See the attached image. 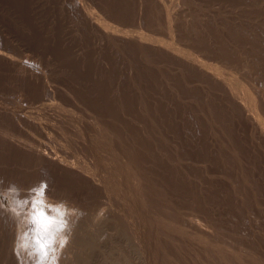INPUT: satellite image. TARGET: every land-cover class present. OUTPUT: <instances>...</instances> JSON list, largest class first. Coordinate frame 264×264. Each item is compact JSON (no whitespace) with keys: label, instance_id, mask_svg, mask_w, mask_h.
<instances>
[{"label":"rangeland","instance_id":"1","mask_svg":"<svg viewBox=\"0 0 264 264\" xmlns=\"http://www.w3.org/2000/svg\"><path fill=\"white\" fill-rule=\"evenodd\" d=\"M0 112V190L47 178L75 210L62 264H143L140 214L159 264H264V0H0ZM19 227L0 214V264Z\"/></svg>","mask_w":264,"mask_h":264},{"label":"clouds","instance_id":"2","mask_svg":"<svg viewBox=\"0 0 264 264\" xmlns=\"http://www.w3.org/2000/svg\"><path fill=\"white\" fill-rule=\"evenodd\" d=\"M42 175L47 176L46 170ZM48 185L49 181L43 179L24 190L9 182L0 190V207L17 220L21 229L17 249L25 254L24 264H59L60 251L69 238L75 210L64 201L51 200Z\"/></svg>","mask_w":264,"mask_h":264},{"label":"bare ground","instance_id":"3","mask_svg":"<svg viewBox=\"0 0 264 264\" xmlns=\"http://www.w3.org/2000/svg\"><path fill=\"white\" fill-rule=\"evenodd\" d=\"M203 20H204V19H203ZM196 35H197V33H196ZM179 50H180V49H179ZM178 52H179V51H178ZM180 53H182V52L180 51ZM178 54H179V53H178ZM182 54H183V53H182ZM182 54H180V57L182 56ZM187 55H189V53H187ZM187 55H186V56H187ZM191 55H194V54H191ZM254 55H255V54H254ZM195 56H196V55H195ZM195 56H194V57H195ZM183 57H184V56H183ZM183 57H181V59H182ZM188 59H189V64L191 63V61L194 63L193 60L190 61V58H187L186 60H188ZM192 59H193V57H192ZM195 59H196V57H195ZM197 59H198V58H197ZM182 60H183V59H182ZM184 60H185V58H184ZM195 61H196V60H195ZM199 61H200V60H199ZM201 64H202V63H201ZM190 65H191V64H190ZM193 65H195V64H192L191 67H192ZM205 65L207 66L208 64H205ZM209 65H211V64H209ZM202 66H203V65H202ZM193 67H195V69L197 68L196 66H193ZM200 67H201V65H200ZM201 68H203V67H201ZM207 68H208V67H207ZM212 68H214V67L212 66ZM192 69H194V68H192ZM204 69H205V68H204ZM208 69H210V68H208ZM215 69H216V71H217V68H216V67H215ZM215 69H214V70H215ZM197 70H198V68H197ZM205 70H206V69H205ZM214 70H213V73L215 74ZM195 71H196V70H195ZM198 71L200 72L201 70H198ZM203 71H204V70H203ZM203 71H202V72H203ZM206 71H208V70H206ZM208 72H209V71H208ZM217 72H219V71H217ZM210 73H211V70H210ZM210 73L205 72V73H203V74H209V75H210ZM220 73H221V72H220ZM217 76H218V78H219L220 75L218 74ZM212 77H213V76H212ZM221 77H222V76H221ZM221 77H220V78H221ZM218 78H217V79H218ZM223 78H224V76H223ZM221 80H222V79H221ZM224 80H225V79H224ZM225 81H226V80H225ZM237 87H238V86H237ZM237 87H236V88H237ZM243 87H244V86H243ZM239 88H240V87H239ZM239 88H237V89H233V90L238 91ZM244 89H245V87H244ZM233 90H231V91H233ZM240 90H241V89H240ZM250 90H251V89H250ZM231 91H230L229 93H231V94L234 93V94H233L232 96H231V94H230V96H231L232 100H235L236 98H234V97H236V96H234V95H235L236 92H231ZM241 91H242V90H241ZM238 92H239V91H238ZM242 92H243V91H242ZM244 92H245V91H244ZM229 93H228V94H229ZM250 93H251V92H250ZM244 94H245V93H244ZM244 94H243V95H244ZM233 96H234V97H233ZM240 96H241V94H240ZM242 97H243V96H242ZM242 97H241V99H242ZM246 97H247V96H245L244 98L246 99ZM248 97H249V96H248ZM233 98H234V99H233ZM238 98H239V97H238V94H237V99L235 100L234 103H236V101H238V102L240 101L241 104H242V103H243V105L246 104V103L244 104V102H243V101H246V100H243V99H242V102H241V100H240V99L238 100ZM248 99L250 100V98H248ZM256 99H257V98H256ZM230 100H231V99H230ZM257 101H258V100H257ZM238 102H237V104L239 105ZM249 102H250V104L247 103L248 105H251V106L255 105V103L252 104L251 101H249ZM241 104H240V105H241ZM247 104H246L245 106H247ZM238 105H237V106H238ZM240 105H239V106H240ZM260 105H261V104H260ZM245 106H242V105H241V107H244V108H245ZM247 107H248V106H247ZM252 108H254V107H251V109H252ZM257 108H258V107H257ZM248 109H249V108H248ZM254 109H255V108H254ZM244 110H245V109H243V111H244ZM249 110H250V109H249ZM251 111L254 112V110H251ZM251 111L246 110L245 112L251 113ZM260 111H261V110H260ZM260 111H259V112H260ZM245 112H244V113H245ZM255 112H256V110H255ZM255 112H254V115H255ZM259 112H257V114H259ZM0 113H1V112H0ZM8 113H9V112H8ZM1 114H2V113H1ZM246 114H247V113H246ZM247 115H248V114H247ZM252 115H253V114H252ZM252 115L250 114L249 116H252ZM259 115H260V114H259ZM259 115H258V116L255 115V116H257V119L260 118ZM6 117H7V116H6ZM252 117H253V116H252ZM258 117H259V118H258ZM93 119H94V118H93ZM252 119H255V118H252ZM260 119L262 120V118H260ZM254 121H255V120H254ZM259 121H260V120H259ZM255 122H256V121H255ZM257 122H258V121H257ZM257 122H256V123H257ZM260 122H261V121H260ZM260 122H259V123H260ZM261 123H262V122H261ZM262 124H263V123H262ZM262 124H261V125H262ZM100 125H101V124H100ZM100 125H99V129H100ZM102 126H103V125H102ZM262 126L264 127V124H263ZM260 128H261V126H260ZM103 129H104V128H103ZM262 129H264V128H262ZM99 131H100V130H99ZM101 131H102V130H101ZM121 131H122V130H121ZM261 131H263V130H261ZM112 132H113V131H112ZM145 133H146V132H145ZM153 133H154V132H153ZM153 133H152V134H153ZM141 134H142V133H141ZM147 134H148V133H147ZM116 135H117V134H116ZM134 135H136V134H134ZM144 135H145V134H143V136H144ZM154 135H155V134H154ZM154 135H153V136H154ZM156 135H157V134H156ZM89 136H90V135H89ZM94 136H95V135H94ZM120 137H121V136H120ZM120 137H119V138H120ZM123 137H124V136H123ZM155 137H156V136H155ZM157 137H158V136H157ZM106 138H107V137H106ZM108 138H109V137H108ZM149 138H150V134H149ZM85 139H86V138H85ZM92 140H93V139H92ZM94 140H95V139H94ZM101 140H102V138H101ZM111 140H112V139H111ZM87 141H88V140H87ZM90 141H91V140H90ZM105 141H106V140H105ZM149 141H150V140H149ZM95 142H96V141H95ZM99 142H100V141H99ZM109 142H110V140H109ZM113 142H114V141H113ZM113 142H112V143H113ZM110 143H111V142H110ZM14 145H15V144H14ZM101 145H102V144H101ZM224 145H225V144H224ZM31 146H32V145H31ZM36 146H37V145H36ZM116 146H117V145H116ZM123 146H124V145H123ZM123 146H122V147H123ZM33 147H34V146H33ZM94 147H95V146H94ZM124 147H125V146H124ZM34 148H35V147H34ZM98 148H99V147H98ZM112 148L114 149L113 146H112ZM20 149H21V148H20ZM26 149H27V147H26ZM35 149H36V148H35ZM35 149H31V150L28 149L27 153L30 152V153L35 157V159H36V158L39 159V160H40V159H43L44 161L49 162V159H47V157H45L43 154L39 153L38 150H35ZM37 149H39V148H37ZM124 150H125V149H124ZM126 150H128V149H126ZM137 150H138V149H137ZM118 151H119V150H118ZM121 151H122V150H121ZM43 152H46V151H43ZM43 152H42V153H43ZM130 152H131V151H130ZM46 153H47V152H46ZM48 153L51 154V152H48ZM126 153L128 154L129 151L126 152ZM132 153H133V152H132ZM122 154H123V153H122ZM124 154H125V153H124ZM129 154H130V153H129ZM129 154H128V156H129ZM46 155H48V154H46ZM51 155L53 156L54 154H51ZM119 155H120V154H119ZM29 156H31V155L29 154ZM130 156H131V155H130ZM132 156H133V155H132ZM134 156H135V155H134ZM134 156H133V158H134ZM31 157H32V156H31ZM48 157H50V156H48ZM122 157H123V155H122ZM124 157H125V156H124ZM29 158H30V157H29ZM65 158H66V157H65ZM129 158H132V157H129ZM133 158H132V159H133ZM139 158H140V157H139ZM52 159H53V158H52ZM59 159H60V158H59ZM61 159H62V158H61ZM120 159H121V158H120ZM140 159H141V158H140ZM122 160H125V159H122ZM143 160H144V159H143ZM143 160H142V162H143ZM55 161H56V160H55ZM63 161H64V160H63ZM63 161H62V162H63ZM50 162H51V161H50ZM52 162H53V161H52ZM70 162H71V161H70ZM128 162H129V159H128ZM130 162H131V161H130ZM132 162H135V160L132 161ZM132 162H131V164H132ZM144 162H145V160H144ZM50 164H52V163H50ZM136 164H137V163H136ZM140 164H141V163H140ZM143 164H145V163H143ZM46 165H47V164H46ZM52 165H53V164H52ZM54 165H55V164H54ZM62 165H63V164H62ZM72 165H73V164H72ZM134 165H135V164H134ZM66 166H67V165H66ZM126 166H127V165H126ZM136 166H137V165H136ZM141 166H143V165H141ZM51 167H52V166H51ZM56 167H57V166H56ZM67 167H68V166H67ZM119 167H120V166H119ZM119 167H118V168H119ZM127 167H128V166H127ZM130 167L132 168L133 166H130ZM138 167H140V166H138ZM143 167H144V166H143ZM69 168H70V167H69ZM136 168H137V167H136ZM258 168H259V167H258ZM50 169H51V168H50ZM54 169H55V167H54ZM54 169H53V170H54ZM72 169H73V168H72ZM145 169H146V168H145ZM53 170H52V171H53ZM136 170H137V169H136ZM136 170H135V171H136ZM57 171H58V170H57ZM59 171H60V170H59ZM59 171H58V172L53 171V172H54V173H59ZM79 171H80V170H79ZM79 171H78V173H79ZM126 171H127V170H126ZM139 171H140V169H139ZM147 171H148V170H147ZM147 171H146V172H147ZM127 172H128V171H127ZM50 173H51V172H50ZM62 173H63V172H62ZM62 173H61V174H62ZM66 173H67V172H66ZM129 173H130V171L128 172V174H129ZM132 173H133V172H132ZM138 173H139V172H138ZM144 173H145V172H144ZM98 174H99V173H98ZM114 174H116V173H114ZM135 174H136V172H135ZM135 174H134V175H135ZM85 175H86V174H85ZM87 175H88V174H87ZM96 175H97V174H96ZM125 175H126V174H125ZM130 175H131V173H130ZM139 175H141V174H139ZM139 175H138V176H139ZM142 175H143V174H142ZM144 175H145V174H144ZM144 175H143V176H144ZM59 176H60V175H59ZM59 176H58V177H59ZM61 176H63V175H61ZM76 176H77V175H76ZM76 176H74V177H76ZM89 176H90V175H89ZM101 176H102V175H101ZM103 176H104V175H103ZM127 176H128V175H127ZM127 176H126L125 178H127ZM131 176H132V175H131ZM138 176H137V177H138ZM56 177H57V176L55 175V178H56ZM116 177H117V176H116ZM128 177H129V176H128ZM137 177H136V178H137ZM151 177H152V176H151ZM61 178H62V177H61ZM64 178H65V177H64ZM101 178H102V177H101ZM105 178H106V177H104L103 179H105ZM111 178H112V177H111ZM117 178H118V177H117ZM131 178H133V177H131ZM131 178H130V179H131ZM138 178H142V177L139 176ZM143 178H144V177H143ZM143 178H142V180H141L142 182H140V181H139L140 179H135V177H134L133 179L136 180V183H135V184L131 182V180L133 181V179L130 180V182L132 183V185H133V184L135 185V186H132V187H134V189H132V187H131V189L134 190V191L131 190V191H132V194H129V195H128V199H123V198H122L123 200H127V202L129 201L130 203L133 204L132 201H134V200L137 199V198L140 199V198L143 197V195H142V194L140 193V191H139V190H141V189H140V183L143 184V182H144V179H143ZM46 179H47V178H46ZM62 179H63V178H62ZM62 179H59V180H62ZM66 179H67V178H66ZM90 179H91V178H90ZM118 179H119V178H118ZM128 179H129V178H128ZM151 179H152V178H151ZM51 180H53V179H51ZM59 180H58V182H60ZM99 180H100V179H99ZM123 180H124V179H123ZM137 180H138V181H137ZM56 181H57V180H56ZM56 181H55V182H56ZM63 181H64V180H63ZM66 181H68V180H66ZM113 181H114V180H113ZM145 181H146V180H145ZM96 182H97V179H96ZM103 182H104V181H103ZM108 182H109V177H108ZM114 182H115V181H114ZM116 182H120V181L118 180V181H116ZM52 183H53V182H52ZM110 183H111V182H110ZM110 183H109V184H110ZM131 183H129V184H131ZM144 183H145V182H144ZM58 184H60V183H58ZM58 184H56V185H58ZM65 184H66V183H64V185H65ZM96 184H97V183H96ZM112 184H113V183H112ZM124 184H126V186H127V182L124 183ZM61 185H62V184H61ZM66 185H67V184H66ZM68 185H69V182H68ZM76 185H77V184H76ZM121 185H122V184H121ZM254 185H255V184H254ZM49 186H50V185H49ZM59 186H60V185H59ZM147 186H148V185H147ZM155 186H156V185H155ZM235 186H236V185H235ZM50 187H51V186H50ZM98 187H99V186H98ZM127 187L129 188V186H127ZM62 188H63V186H62ZM85 188H86V187H85ZM107 188H108V187H107ZM142 188H144V186H142ZM153 188H154V187H153ZM109 189H110V188H109ZM146 189H147V192H148V190H149L148 187H147ZM64 190H65V189H64ZM64 190H63V191H64ZM99 190H100V189H99ZM99 190H98V191H99ZM55 191H56V190H55ZM100 191H101V190H100ZM105 191H106V190H105ZM109 191H110V190H109ZM123 191H124V190H123ZM141 191H142V190H141ZM144 191H145V190L143 189V192H144ZM260 191H261V190H260ZM263 191H264V190H263ZM52 192H54V191H52ZM145 192H146V191H145ZM149 192L151 193V191H149ZM149 192H148V193H149ZM158 192H159V191H158ZM254 192H255V191H254ZM117 193H118V192H117ZM152 193H153V192H152ZM156 193H157V192H156ZM97 194H98V193H97ZM115 194H116V193H115ZM120 194H122V193H120ZM123 194H124V193H123ZM144 194H145V193H144ZM146 194H147V193H146ZM153 194H154V193H153ZM263 194H264V193H263ZM124 195H126V194H124ZM148 195H149V194H148ZM150 195H151V194H150ZM102 196H103V194H102ZM109 196H110V195H109ZM54 197H55V196H54ZM107 197H108V194H107ZM112 197H113V196H112ZM145 197H146V195H145ZM148 197H149V196H147L146 199H148ZM151 197H152V196H150V198H151ZM153 197H154V196H153ZM153 197H152V198H153ZM118 198H119V197H118ZM105 199H106V198H105ZM109 199H110V198H109ZM116 199H117V198H116ZM153 199H155V198H153ZM159 199H160V198H159ZM58 200H59V199H58ZM144 200H145V199H144ZM157 200H158V199H157ZM262 200H263V199H262ZM149 201H151V199H150ZM160 201H161V200H160ZM160 201L157 202V203L159 204ZM260 201H261V200H260ZM0 202H1V201H0ZM141 202H142V201H141ZM141 202H140V204H141ZM146 202H147V200H146ZM146 202H145V203H146ZM151 202H152V201H151ZM151 202H149V204H150ZM258 202H259V201H258ZM263 202H264V201H263ZM112 203H114V202H112ZM130 203H129V204H130ZM145 203H144V204H145ZM153 203H154V201L152 202V204H153ZM114 204H115V203H114ZM114 204H113V205H114ZM124 204H125V203H124ZM152 204H150V205H152ZM154 204L158 206V204H156V200H155V203H154ZM154 204H153V205H154ZM260 204H261V203H260ZM135 205H136V204H135ZM145 205H146V204H145ZM155 205H154V206H155ZM262 205H263V204H262ZM117 206H118V205H117ZM123 206H124V205H123ZM130 206H132V205H130ZM141 206H142V205H141ZM146 206H149V205H146ZM154 206H153V208H154ZM157 206H156V207H157ZM127 207H128V206H127ZM158 207H161V205L158 206ZM108 208H109V207L107 206V209H105V213H104V209L102 210V208H101V212H100V214H99V216H98V217H99V220L102 219V217H103V213L107 215L106 210L108 211ZM110 208H111V207H110ZM124 208H125V206H124ZM131 208H132V207H131ZM134 208H135V207H134ZM144 208H145V206H144ZM144 208H143V209H144ZM76 209H78V208H76ZM114 209H115V207H114ZM129 209H130V208H129ZM129 209H127V210H129ZM154 209H155V208H154ZM156 209H157V208H156ZM156 209H155V211L158 213L159 210L157 211ZM158 209H160V208H158ZM118 210H120V208H118V209L115 210V211H118ZM121 210H124V209H121ZM134 210H135V209H134ZM149 210H150V211H153L152 207H151V209H149ZM160 210H161V209H160ZM263 210H264V209H263ZM76 211H77V210H76ZM109 211H111V210L109 209ZM113 211H114V210H113ZM145 211H146V210H145ZM147 211H148V210H147ZM6 212H7V211H5L2 207H0V214H5ZM98 212H99V211H98ZM123 212H124V211H123ZM113 213H114V212H113ZM119 213H120V211H119ZM154 213H155V212H154ZM97 214H98V213H97ZM108 214H109V213H108ZM115 214H116V213H115ZM125 214L128 215V213H126V209H125ZM143 214H144V213H143ZM149 214H150V213H149ZM151 214H152V212H151ZM155 214H156V213H155ZM155 214H154V215H155ZM77 215H78V214H77ZM110 215H111V212H110ZM118 215H119V214H118ZM120 215H121V214H120ZM146 215H147V214H146ZM261 215H262V214H261ZM1 216H4V215H1ZM74 216H75V215H74ZM79 216H80V215H79ZM124 216H125V215H124ZM139 216L141 217V222H142L141 225H143V228H142V234H141V235H142V241H141V242H142V245H141V248H142L141 251H142V252L139 251L140 254L143 255L141 258H143V260H145V262L143 261L142 263H143V264H159L158 260H155V257H156L155 255H156V254L153 255V253H156V252H154V250L152 251V248H155V246L158 244V243H156L157 240H155V243H154V237H155V236H154V232H158L159 230H158V228H157L158 231H157V230L154 231V230H155V229H154L155 227H153L152 223H149L150 221H148V220L144 217V215L142 216V215L140 214ZM139 216H138V218H139ZM152 216H153V214H152ZM152 216H151V217H152ZM158 216H160V215H158ZM72 217H73V216H72ZM105 217H106V216H105ZM117 217H118V216H117ZM129 217H131V216H129ZM4 218H5V217H4ZM81 218H82V217H81ZM107 218H108V217H107ZM109 218H111V217H109ZM147 218H148V217H147ZM152 218H154V217H152ZM156 218H159V217H156ZM156 218H154V219H156ZM79 219H80V218H79ZM97 219H98V218H97ZM114 219H116V217H114ZM117 219H118V218H117ZM125 219L129 220L128 218H125ZM125 219H124V220H125ZM132 219H133V218H132ZM255 219H256V218H255ZM70 220H71V219H70ZM94 220H95V219H94ZM103 220H104V219H102L101 221H103ZM110 220H112V219H110ZM138 220H139V219H138ZM138 220H137V221H138ZM73 221H75V220L73 219ZM104 221H105V220H104ZM104 221H103V222H104ZM112 221H113V220H112ZM112 221H111V222H112ZM129 221H130V220H129ZM132 221H133V220H132ZM11 222H12V220H11ZM97 222H98V221H97ZM106 222H107V221H106ZM106 222H105V223H106ZM114 222H116V221H113L112 223H114ZM152 222H153V221H152ZM74 223H76V222H74ZM74 223H73V224H74ZM78 223H79V222H78ZM92 223H93V222H92ZM94 223H95V222H94ZM131 223H132V222H131ZM134 223H135V222H134ZM134 223H133V224H134ZM138 223H139V222H138ZM237 223H238V222H237ZM76 224H77V223H76ZM81 224H82V223H81ZM106 224H108V223H106ZM110 224H111V223H110ZM114 224H116V223H114ZM114 224H113V225H114ZM123 224H124V223H123ZM127 224H128V222H127ZM133 224H132V227H133ZM139 224H140V223H139ZM159 224H160V220H159ZM78 225H79V224H78ZM78 225H76V227H78ZM155 225H156V223H155ZM72 226H73V225H72ZM72 226H71V227H72ZM91 226H92V225H91ZM139 226H140V225H139ZM156 226H157V225H156ZM202 226H203V225H202ZM117 227H118V226H117ZM129 227H130V226H129ZM134 227H135V225H134ZM134 227H133V228H134ZM158 227H159V226H158ZM199 227L201 228V230L208 232V229H204V228H202L201 226H199ZM199 227H197V228H199ZM80 228L83 229L82 227H80ZM80 228H79V229H80ZM92 228H93V227H92ZM102 228H103V227H102ZM123 228H126V227L124 226ZM123 228H122V229H123ZM127 228H128V227H127ZM127 228H126V229H127ZM136 228H137V227H136ZM140 228H141V227H140ZM140 228H139V229H140ZM97 229H98V227H97ZM99 229H100V227H99ZM115 229H116V226H115ZM129 229H132V228L130 227ZM139 229H138V230H139ZM153 229H154V230H153ZM20 230H21V229H20V227H19L18 232L16 233V240H17L18 233H19ZM106 230H107V229H106ZM116 230H117V229H116ZM118 230H120V229L118 228ZM133 230H135V229H133ZM83 231H84V230H83ZM98 231H99V230H98ZM103 231H104V229H103ZM130 231H131V230H129L128 232L130 233ZM135 231H136V230H135ZM73 232H74V231H73ZM73 232H71V233L69 232V233L72 234ZM96 232H97V231H96ZM96 232H95V233L92 232V233H93V236H96V235H97ZM115 232H116V231H115ZM126 232H127V231H126ZM200 232H201V231H200ZM212 232H213V230H212ZM74 233L76 234V232H74ZM98 233H99V232H98ZM135 233H136V232H135ZM135 233H131L130 235H133V234L135 235ZM138 233H139V232H137V234H138ZM75 234H74V235H75ZM94 234H96V235H94ZM117 234H118V232H117ZM137 234H136V235H137ZM213 234H214V233H213ZM99 235H101V233H100ZM112 235H113V234H112ZM112 235L110 236L111 239H112ZM134 235H133V236H134ZM155 235H156V234H155ZM215 235H217V234H215ZM76 236L79 237V235H75V237H76ZM69 237H70V236H69ZM71 237H72V238H75V237H73L72 235H71ZM78 237H77V239H78ZM101 237H102V236H101ZM139 237H140V236H139ZM225 237H226V236H225ZM84 238H85V237H84ZM95 238H97V236H96ZM113 238H115V237H113ZM120 238H121V237H120ZM126 238H127V237H126ZM69 239H70V238H69ZM77 239H76L77 243H76L75 239H73V240L71 241L70 244H72V243L74 244V243H75V244L79 245V244H78V241H79V240H77ZM99 239H100V237H99ZM108 239H109V238H108ZM122 239H123V238H122ZM122 239H121V240H122ZM113 240H116V239H113ZM128 240H129V239H128ZM85 241H86V239H85ZM132 241H134L133 238H132ZM136 241H138V240L135 239V243H136ZM79 242H81V241H79ZM115 242H116V241H115ZM126 242H127V241H126ZM126 242H125V243H126ZM138 242H139V241H138ZM141 242H140V243H141ZM15 244H16V250H17V251H20L21 254H24V252H23L22 250L17 249V242H15ZM67 244H68V243H66V245L64 246V248H63L62 250H64V249L67 247ZM73 244H72V245H73ZM102 245H103V244H102ZM130 245H132V244H130ZM134 245H138V244H134ZM70 246H71V245H70ZM79 246H80V245H79ZM132 246H133V245H132ZM139 246H140V244H139ZM184 246H185V245H184ZM117 247H118V246H117ZM159 247H160V246H159ZM76 248H77V247H76ZM111 248H112V247H111ZM131 248H132V247H131ZM138 248H139V247L137 246V249H138ZM69 249H70V248H69ZM135 249H136V246H135ZM137 249H136V250H137ZM160 249H161V248H160ZM71 250H72V249H71ZM77 250H78V249H77ZM139 250H140V249H139ZM120 251H122V250H120ZM128 251H129V250H128ZM157 251H158V250H157ZM243 251H244V250H243ZM69 252H70V251H69ZM69 252H68V253H69ZM112 252H113V251H112ZM162 252H163V251H162ZM70 253H71V252H70ZM21 254H20V257L22 256ZM60 254H61L60 257H63L64 255H66V256H68V257L70 256V255H67V254L62 253V252H61ZM77 254H78V253H77ZM124 254H125V252H124ZM140 254H138V255H140ZM24 255H25V254H24ZM119 255H120V253H119ZM121 255H122V253H121ZM66 256H65V257H66ZM128 256H129V253H128ZM123 257H125V256L123 255ZM126 257H127V256H126ZM21 258H26V257L24 256V257H21ZM158 258H159V257H158ZM127 259H128V257H127ZM129 259H131V258H129ZM163 259H164V258H163ZM60 260H61V258H59V263H61ZM131 260H132V259H131ZM68 261H69V260H68ZM262 261H263V260H262ZM262 261H261V263H262ZM66 262H67V261H66ZM127 262H128V261H127ZM22 263H23V262H22ZM22 263H21V264H22ZM61 264H62V263H61ZM66 264H67V263H66Z\"/></svg>","mask_w":264,"mask_h":264}]
</instances>
